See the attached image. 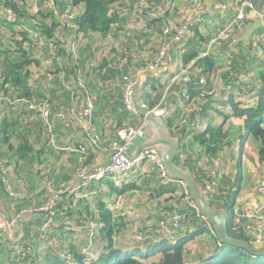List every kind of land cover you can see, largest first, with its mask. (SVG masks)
I'll return each instance as SVG.
<instances>
[{
    "label": "trees",
    "instance_id": "obj_1",
    "mask_svg": "<svg viewBox=\"0 0 264 264\" xmlns=\"http://www.w3.org/2000/svg\"><path fill=\"white\" fill-rule=\"evenodd\" d=\"M69 3L76 16L68 26V20L65 18L64 23L59 22L54 11L29 15L27 10L23 11V0H0V264H183L186 253L194 248L200 233L186 235L170 244L172 240L167 238L170 235L160 230L159 223L168 221L169 213L174 210L182 215L181 225L187 220V215L171 204L173 197L163 204L162 215L154 228L142 227L131 237L138 242L136 244L143 245L153 241L158 232L163 238L151 249L134 254H126L117 247L116 233L120 223L118 220L112 222L113 206L109 210L99 211L97 226L87 239H91L86 246L90 248L97 242L96 239L102 238L104 246L97 249L101 250L98 255L93 253L88 258L78 246L67 241L66 238L73 236L72 231L64 229V226L53 227L52 224L60 223L70 218L72 213L80 211L73 205L77 201L75 198L82 200L92 186L106 180L89 183L80 188L79 197L75 196L79 191L76 189L82 184L80 175L97 163L94 162L93 147L82 135L81 126L75 124L72 118L80 117L91 101V116L84 122L94 129L97 137L92 136V139L108 149L117 140L121 130L136 128L142 120L141 113L128 111L130 121L123 123V88L126 85L123 78L128 77L137 82L132 92V100L137 108L139 104H144L147 108L166 109L168 113L174 109L173 114L167 117L168 129L175 133L189 128L194 132L192 128L197 127L202 118L212 121L213 113L210 112L213 104L222 103V82L229 85L230 80H237L241 73L245 75L244 64L237 56L228 53L229 62L225 71L216 75L217 66L213 56L202 58V52L188 48L181 54L183 68L186 71L189 69L188 63L195 61L192 67L176 82L160 85L157 77L162 74L160 68L169 52L176 50L181 53L182 47L187 48L188 43L184 45L185 42L192 39L207 47L209 39L222 27L210 35L206 42L198 34L192 17L183 15L180 23L171 20L176 9L170 1L71 0ZM250 4L255 12L264 13V0H253ZM202 9L201 0H189L186 12L199 13ZM17 25L22 27L20 32L15 29ZM54 25L56 32L51 31ZM182 26L187 28L181 36L178 30ZM58 27L61 28L59 31ZM85 28L90 33L87 37L89 43L84 42L83 36L78 34H84ZM225 37L211 50L221 46ZM5 40L9 42L8 45H5ZM68 41H72L73 46H67ZM99 43L108 46L100 47ZM37 47L41 56L34 59ZM163 49L166 50L165 56L158 70L146 72L147 65ZM147 50L151 55L146 53ZM33 63H39V66L44 63L37 74L36 69H31ZM130 64L140 68L136 75L129 72L132 71ZM215 75L220 80L219 91L213 80ZM144 77L150 82V90L147 92L143 89L144 82L139 92L140 79ZM200 78H204L203 85L199 84ZM92 79L96 80L100 93L113 80L121 82L122 89L116 86L110 93L94 94L89 91ZM253 89L252 106L244 107L227 97L226 108L229 111L223 112L224 115L217 113L220 116L215 123L201 133H193L192 141L202 151L196 162L203 161L208 166L206 160L217 161L213 152L211 154L213 144L222 136L226 138L229 132L225 133L223 125L227 124V130H231L232 119H242L241 128L246 137L259 145L261 151L252 153L251 157L259 155L264 160L263 80ZM180 100L182 103L178 105ZM43 109L48 113L46 119L41 117ZM213 112L215 115L216 111ZM241 139L239 135L237 145ZM67 148L73 151L65 150ZM64 150L66 153H62ZM183 158L179 159L182 166L191 174H200L201 169L194 166L196 162L193 159ZM132 171L122 179L127 180ZM237 173L240 174V171ZM226 180L227 184L231 179L229 177ZM237 180L236 188L232 189L233 195H237L241 188V177ZM116 187L121 188V185ZM233 195L227 205L218 196L212 200L209 197L208 205L213 209L224 206L229 237L255 250L264 248V230L261 243L255 244V234L244 229L245 213L239 216L234 209ZM183 198H176V202L184 204ZM247 204L253 205L252 201ZM69 222L78 224L81 229L93 228L92 221L85 216L84 211L77 214L76 220ZM9 223H12L11 228ZM94 233L100 236L93 239ZM45 251L48 253L39 258ZM201 264H264V255L255 256L240 247L219 244L215 256Z\"/></svg>",
    "mask_w": 264,
    "mask_h": 264
},
{
    "label": "crops",
    "instance_id": "obj_2",
    "mask_svg": "<svg viewBox=\"0 0 264 264\" xmlns=\"http://www.w3.org/2000/svg\"><path fill=\"white\" fill-rule=\"evenodd\" d=\"M163 1H170L172 6H175L174 16L171 17V20L175 23H180V21L183 19V15H186V17H192L193 18V24L196 26V30L198 34L206 39L210 35H212L215 31H218L220 28L218 27L219 24H223L221 27L224 26L225 23L233 20L236 18V10H237V2L236 0H216L219 4H216L215 6L210 2L207 1L210 0H204V6L203 9L199 13L194 12H186V9L189 6V0H163ZM206 1V2H205ZM249 3L253 0H247ZM61 5V3H58ZM57 6V5H56ZM187 7V8H186ZM184 8V9H183ZM182 9V10H181ZM254 9V8H253ZM246 7L245 8V15L246 20L242 22L239 26L235 27V31L237 33L234 35L230 33L225 37L224 43H222L221 46L215 47L213 50H208L206 47L201 44L200 42H197V40H191L185 42L184 45L187 43V48L182 47L178 48L181 50V53H178L176 50L169 52L168 57L166 58V61L163 62L161 65V76L157 77L158 83L160 85L165 84H171L178 80L179 77L185 75L188 70L192 67L195 61H190L188 63L189 69L186 71L185 68H183L182 63V56L181 54L186 52L188 48L194 49V51L202 52L204 53V49H206L205 53L207 55L213 56L216 64V75H219L220 73L225 71V67L227 66L228 61V53L234 54L237 56L240 61L244 64V68L246 69V74L238 76V79L233 81L230 80V83H223L222 81V88L221 91V100L222 103H215L213 104V107L211 108V112L216 111V114H212V121L209 120V118H202L198 122V126L192 128L195 129L194 132L190 131L189 128L182 132H171L170 129H168V125L166 123L167 117H169L171 114H173L174 109H172V112H169L164 118H162V129L159 127L158 124L154 123L151 124L148 129L145 131V128L143 130V136L139 139H137L134 143V145L131 147L129 151V155L133 156L135 151L142 147L145 144H148L152 141H155L159 138L160 132H163L166 136L172 137L178 140L179 147L177 151L173 155V162L175 165H177L179 168H182L186 172H188L193 179L196 181L197 185L200 187L201 195L207 204V206L220 213L224 218V212L225 208H216L213 209L208 205V198L214 199L216 196L218 198L224 201L225 205H227L228 202L232 201V195L233 190L236 188V185L238 184L237 176L239 170L238 165L234 164L232 168V175L231 171L229 173H222V170L219 169L217 163L210 162L209 160H206V163L209 165H204L202 162H196L195 159L200 158V152L199 147L197 144H195L194 141H192L193 133H201L206 130L208 126L215 123L217 121V117L225 112L224 110H227L226 108L228 101H226L227 97L232 100H240L241 96H246V105L244 107L252 106L254 103L253 95L255 93L254 87H258L259 83L261 84V79L264 82V19L262 20V27L259 28L256 32H254L247 41L243 42L239 39L243 36L244 32L254 23L255 20H258L254 17V10ZM257 9V8H256ZM185 10V11H184ZM259 10V9H257ZM37 12V11H35ZM33 12V13H35ZM238 12V10H237ZM218 23V24H217ZM217 24V25H215ZM213 26H216L213 30H209V28L212 29ZM203 28V31H201ZM207 30V31H206ZM210 31V32H208ZM207 32V33H206ZM90 34V33H89ZM84 42L89 43V40H86ZM109 44V42H108ZM108 44H104L103 47H107ZM223 44H225V48L223 47ZM110 45V44H109ZM67 46H73L72 41L67 42ZM181 47V45L179 46ZM224 48V49H223ZM152 52V51H151ZM146 53H151L149 50H147ZM206 55V56H207ZM245 62V63H244ZM132 71H129L132 75H136L137 72L140 70L138 66L134 67L131 64L129 65ZM252 69V70H251ZM254 75H251L254 73ZM141 74V73H140ZM140 74L137 75L139 78ZM253 76V77H252ZM142 77V76H141ZM140 86L138 91L140 92L141 85L145 82V85L143 89L145 91H149V83L148 80H145V77L143 79H140ZM233 82V83H231ZM235 82V83H234ZM239 82V83H238ZM240 83H243V87H238ZM218 79L216 77L215 79V86H217L220 90V86H218ZM116 86L120 87V90L122 89L121 82L118 81H110L109 84L106 87L102 88V93H110L111 90L116 88ZM125 90V87L123 88ZM167 90V88H166ZM238 90L241 91L240 94L238 93ZM90 92L96 94H102L100 93L99 86L95 79L91 80V90ZM217 92V90H216ZM236 93V94H235ZM218 95V94H217ZM249 95V96H248ZM94 97V95H93ZM181 100L178 102V105L181 104ZM180 107V106H179ZM177 108V106H176ZM224 108V109H223ZM130 114L125 109L123 111L122 119L124 120L123 123L126 121H130ZM234 119L231 120V123L233 126H236V124H233ZM240 125L242 127L243 123L240 122ZM90 129V128H89ZM241 129V130H240ZM238 130L242 131L239 135H241L242 138H244V141H247L248 138L245 135V132L240 128ZM82 131V129H81ZM82 135L85 137V140L87 139L89 141L90 146H92V153L95 154L94 162L97 164H103L109 161L110 155L107 151L106 146H101L102 144L93 143L92 136L97 137L94 134V129L92 128L89 135H84L82 132ZM238 135V137H239ZM86 140V141H87ZM87 141V142H88ZM64 144H67V142H64ZM98 144V145H97ZM158 147V146H157ZM183 153L180 155V152ZM65 152L62 151V153ZM66 153V152H65ZM159 153V152H158ZM185 156L186 159L191 158L196 163L194 164L195 167L201 169V172L193 173L191 174L190 171H188L182 164L180 163L179 159H184ZM251 160L255 163V170H253L250 173H247L246 179L244 177H241V188L239 193L234 196V209L236 210L237 215L242 216L245 211H247L248 208H262L264 210V196H261L258 192L259 186L261 183L264 182L263 177L264 176V160L260 161L258 157H253ZM237 166V169H236ZM158 172L152 165L149 163L142 164L138 168L134 169L130 175V177L127 180H123L120 177H108L105 181L100 182V184L92 186L88 194L82 198V200H78L79 198H75L77 201L73 202L74 206H77L79 208V212L84 211L85 216H88L89 219L93 223V228H83L81 229L78 224L70 223L69 221H73L77 219V214H71L70 218H66L62 220L60 223L52 224L53 227L61 228L64 226V229L70 230L73 233V236L71 237V242L78 246L80 248V251L83 254L89 253L90 256H92L93 253L97 254L100 253L101 250H97L99 248H103L104 241L102 238L96 239L97 242L93 244L90 248L86 247L87 244L91 242V239L88 241L87 239L90 237V232H92L93 229L97 226L96 223H98V216L99 211L102 210H109L115 203V199L118 195H121L123 197V208L124 211L129 213L128 215H122V217L119 218V227L117 229V247L123 252L126 253H132V252H141L148 249H151L152 245H154L158 240L162 239L161 232H158L153 241L150 243H147L145 245L143 244H136L134 238H131L132 235L138 230H140L142 227L144 228H154V226L157 223V220H159L160 216L162 215L163 210V204L165 201H167L169 198L174 199L171 204L173 206H177L179 210H181L185 215H187V220L185 223L181 226L180 230L178 231L176 236H168L167 238L169 240H172L170 244L175 243L177 240L185 237L186 235H190L193 233L199 232L200 235L196 238V244L193 249L189 250L184 259L183 264H201L203 261L212 258L215 256L219 244H217V237L214 232L213 225L207 221V219L202 216L197 209L196 205L193 203V201L190 199L189 192L185 186L180 184L179 182H168V181H162L159 178ZM230 177V183L226 179H229ZM243 178V179H242ZM158 179L161 181H158ZM108 180V181H107ZM175 180V179H173ZM247 180V181H246ZM116 183L121 185V188L116 187ZM187 192L188 194V200L185 199L184 194ZM78 194H81L80 191L77 192ZM183 198V202H176V198ZM252 201V206H247L248 202ZM169 202V201H168ZM192 202L195 205V208H193L190 204ZM167 204V203H166ZM126 208V210H125ZM262 210V211H263ZM100 235H96L95 233L92 234V238L98 237ZM167 239V240H168ZM101 244V246H99ZM97 247L95 249V247Z\"/></svg>",
    "mask_w": 264,
    "mask_h": 264
},
{
    "label": "built area",
    "instance_id": "obj_3",
    "mask_svg": "<svg viewBox=\"0 0 264 264\" xmlns=\"http://www.w3.org/2000/svg\"><path fill=\"white\" fill-rule=\"evenodd\" d=\"M239 3V9L236 18L231 21L228 25L227 29H221L217 33H215L208 41V50L210 47H213L215 44H218L222 39L225 37V32L228 29H233L236 27L241 21H243L246 18L245 15V8L249 7L252 9V5L250 3L237 0ZM254 17L257 19H264V13L259 14L257 12H254ZM186 26H182L179 28L178 32L179 35H184L186 33ZM166 50H161L158 57L154 59L150 64L147 65L145 68V71L148 73H154L158 70L160 67V63L163 61L165 56ZM206 55V53L202 54ZM125 82V90H124V107L127 111L130 113L133 112H139L141 113L142 120L138 124L136 128H125L121 130L118 133V138L113 143H111L108 146V152L111 153L109 161H107L105 164H97L89 171H86L84 174L80 175V179L82 180L81 187L77 188L76 191L80 188L86 187L91 182H100L104 179H107L110 176H117L122 178H125L131 170H133L136 167H139L140 165L144 163H149L156 169V171L159 174V178L164 181L173 182L177 180H173L171 178H168L167 175L164 172V169L162 165L160 164V157L159 153L152 149L147 150L144 152L139 153L135 158H132L129 156V151L131 147L134 145L135 141L143 136V130L146 127L148 121L147 119L149 117L153 118H163L167 111L166 109H159L158 107L154 108H147L144 104H139V107H136V104L132 100V92L133 89L136 87L137 82L131 80L128 77L123 78ZM199 84H204V78H200ZM183 99V97H182ZM93 109L92 102H88V107L85 109V111L82 113L80 117H73L72 120L75 121V124L80 125L81 129L85 133V135H89L91 129H89L88 125L84 122L85 119H89L91 116V112ZM48 116V113L45 109L41 111V117L46 119ZM93 143H96L94 139H92ZM65 150L73 151L69 148ZM80 153H83V150H80ZM179 182V181H177ZM184 186L182 182H179ZM116 186H120L118 183L115 184ZM258 192L261 196H264V182L260 184ZM76 197H79L80 194L76 193ZM184 197L186 200L188 199V194L185 192ZM191 206L195 208V205L190 202ZM126 210V208H125ZM262 208H248L247 211H245V218H246V224L244 226L245 231H249L251 233L255 234L256 240L255 244L261 243L262 233L264 230V210L262 211ZM129 213L124 211L121 197H118L115 201V205L113 207V216L112 221L116 222L117 218L122 215H128ZM168 221H161L159 223V228L164 233L169 234L170 236H176L177 232L181 228V220L182 215H180V212L174 210L169 215ZM10 226H12V223H10Z\"/></svg>",
    "mask_w": 264,
    "mask_h": 264
},
{
    "label": "rangeland",
    "instance_id": "obj_4",
    "mask_svg": "<svg viewBox=\"0 0 264 264\" xmlns=\"http://www.w3.org/2000/svg\"><path fill=\"white\" fill-rule=\"evenodd\" d=\"M67 1V2H66ZM71 0H23V5H24V9L23 11H28L27 13L29 15H34L33 12L37 11V12H44V13H50V11H54L55 14H56V17H58V21L64 23V19L66 18L68 20L67 22V25L69 26L70 23L74 22L75 20V14L73 13V10L72 8L69 6L70 5V2ZM206 2V1H205ZM208 3H212L214 6L216 4H219L218 2H216V0H210V1H207ZM237 2V0H236ZM58 3H61V5H59ZM201 3H202V6L204 5V0H201ZM57 5V7H56ZM204 6H207V5H204ZM239 9V3L237 2V10ZM237 10H236V13H237ZM60 12H62V15L60 14ZM26 13V14H27ZM36 13V12H35ZM61 17V18H60ZM56 24L58 23L57 21L55 22ZM230 21L225 23L224 26L222 27V29H227L228 28V25H229ZM66 24V22H65ZM218 24V23H217ZM215 24V25H217ZM51 25V24H49ZM219 24V28L223 25ZM238 26V25H237ZM236 26V27H237ZM216 26H213L212 29L209 28V30H213ZM22 27L21 26H15V29L17 32H20L19 29H21ZM61 28L58 27V31L60 30ZM203 31V28H201ZM221 29V28H220ZM53 32H56L57 31V28L56 26L54 25L52 27V30ZM207 31V30H206ZM208 31V32H210ZM235 31V27L232 29H228L226 30L225 32V35H229L231 32L233 33ZM207 33V32H206ZM231 33V34H232ZM237 33L234 32L233 34L235 35ZM9 34V33H7ZM80 36L82 35L83 36V40L86 41L87 40V37L89 35L88 33V28H85V33H78ZM9 42H7V40H5V45H8ZM105 43H99V46L102 47ZM208 48V45L207 47ZM211 49V47H210ZM209 49V50H210ZM204 54V53H203ZM207 55V54H206ZM206 55H201L202 58L206 57ZM41 56V53L39 51V47L36 48V50L34 51V54H33V58L34 59H39ZM41 61V59H40ZM44 63H42L41 66H39V63H33L31 69H36V74L38 73V70H41L42 67H43ZM39 66V67H38ZM252 70V69H251ZM33 71V70H32ZM254 73H252L251 75H254ZM216 75L214 76L213 80L216 79ZM253 77V76H252ZM218 78V77H217ZM28 83V82H27ZM239 83V82H238ZM218 84H220V80L218 78ZM244 84L243 83H240L238 85V87H243ZM241 91L238 90V93L240 94ZM236 94V93H235ZM249 96V95H248ZM246 96H241V99L242 101L240 100H235L234 102L236 104H241L242 106L246 105V100H245ZM228 104V103H227ZM224 109V108H223ZM226 113V111H229L228 110H224ZM224 113L222 115H224ZM230 116V115H229ZM242 121V119H234L232 122L233 124L235 125L236 123V126H229V128L231 130H227L228 127H227V124L223 125V129L226 130L225 133H228V135H225L226 138H224L223 136L215 143L213 144V149L211 150V154L213 152V155L216 157L217 161L215 163H217L218 167L220 170L224 171V173H229L230 171H232V168H233V165L236 164L238 165V170L240 171V174H238V178L239 177H244V179H246V175L247 173H250L252 172L253 170H255L256 166H255V163L251 160V154L254 153L256 154L257 151H261V149L259 150V145L256 144V142H254L251 138H248L247 141H244V138L241 139V143L239 145H237V139H238V130L241 128V125H240V122ZM224 133V134H225ZM108 151V150H107ZM255 157V156H254ZM258 157V159L260 161H262V158L261 156H256ZM147 164V163H145ZM243 179V178H242ZM247 181V180H246ZM170 214V213H169ZM9 228H11L10 226V223H9ZM67 241L70 243L71 242V238H66ZM64 242V241H63ZM53 244V243H52ZM174 244V243H173ZM48 252L45 251L42 253V256H40L39 258L43 257L44 255H46ZM88 258L90 256L89 253H86L85 254Z\"/></svg>",
    "mask_w": 264,
    "mask_h": 264
},
{
    "label": "water",
    "instance_id": "obj_5",
    "mask_svg": "<svg viewBox=\"0 0 264 264\" xmlns=\"http://www.w3.org/2000/svg\"><path fill=\"white\" fill-rule=\"evenodd\" d=\"M261 27H262V20L260 19L255 20L254 23L244 32L243 36L239 40L243 42L247 41L249 37ZM147 121L148 123L146 125L144 133L151 124L156 123L159 125L160 128L163 125L162 118L149 117ZM178 147H179V142L177 139L168 137L163 132H160L159 138L157 140L145 144L142 147H139L135 151L132 158H135L139 153L147 150L154 149L157 152H159L160 164L162 165L165 174L167 175L168 178L181 181L184 184V186L187 188L189 192L190 199L196 205L200 214L204 216L207 219V221L213 225L214 232L218 241L221 244L227 246H236L245 249L249 253L255 256H263L264 248L255 250L248 244L242 241L235 240L228 236L226 224L223 216L207 206L201 195L200 187L197 185L193 177L188 172H186L185 170L179 168L177 165L174 164L173 155L177 151ZM109 155H111V153H109Z\"/></svg>",
    "mask_w": 264,
    "mask_h": 264
},
{
    "label": "clouds",
    "instance_id": "obj_6",
    "mask_svg": "<svg viewBox=\"0 0 264 264\" xmlns=\"http://www.w3.org/2000/svg\"><path fill=\"white\" fill-rule=\"evenodd\" d=\"M247 3H248V2H247ZM244 12H245V10H244ZM237 13H238V12H237ZM236 16H237V15H236ZM233 20H234V19H233ZM233 20H231V21H233ZM244 20H245V19H244ZM231 21H230V22H231ZM241 22H243V21H241ZM241 22H240V23H241ZM219 31H220V30H219ZM189 68H190V67H189ZM167 114H168V112L166 113V115H167ZM166 115H165V116H166ZM165 116H164V117H165ZM164 117H163V118H164ZM130 157H132V156H130ZM103 164H105V163H103ZM136 168H138V167H136ZM136 168H134V169H136ZM134 169H133V170H134ZM117 198H118V197H117ZM117 198L115 199V201L117 200ZM122 202H123V201H122ZM114 205H115V203H114ZM114 205H113V207H114ZM120 217H122V216H119V217L117 218L118 221H119V218H120ZM112 219H113V218H112ZM112 222L114 223V221H112ZM179 230H180V229H179ZM177 233H178V232H177ZM176 235H177V234H176ZM221 245H224V244H221ZM126 254H131V253H126ZM132 254H134V252H132Z\"/></svg>",
    "mask_w": 264,
    "mask_h": 264
}]
</instances>
